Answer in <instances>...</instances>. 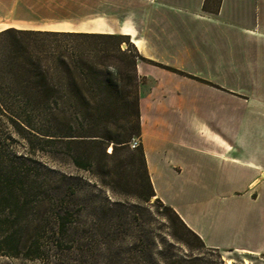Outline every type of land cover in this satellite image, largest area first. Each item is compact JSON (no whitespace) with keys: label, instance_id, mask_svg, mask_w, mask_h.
<instances>
[{"label":"crops","instance_id":"1","mask_svg":"<svg viewBox=\"0 0 264 264\" xmlns=\"http://www.w3.org/2000/svg\"><path fill=\"white\" fill-rule=\"evenodd\" d=\"M23 1L1 5L0 30L129 37L151 81L139 112L154 197L206 246L264 256V0H56L93 7L65 28L16 26L8 8ZM185 117L192 126H175Z\"/></svg>","mask_w":264,"mask_h":264},{"label":"rangeland","instance_id":"2","mask_svg":"<svg viewBox=\"0 0 264 264\" xmlns=\"http://www.w3.org/2000/svg\"><path fill=\"white\" fill-rule=\"evenodd\" d=\"M5 1L0 0V7ZM11 6L8 14L13 24L28 28H65L94 14L87 13L93 7L85 5L64 12L56 0H40L38 5L24 0L16 10ZM0 12L4 11L0 8ZM139 76L148 87L151 81ZM30 121L40 132L53 131L49 119ZM74 121L70 119L73 125ZM177 124L186 128L192 121L185 117L183 126ZM39 137L0 117V162L12 171L10 185L21 195L18 203L6 197L2 180L0 264H264L263 255L201 246L172 223L156 197L144 201L113 192L91 170L76 166L69 151ZM133 139L137 147L140 139ZM204 185L199 183L201 191ZM57 203L70 212L67 226H79L81 239L73 244L61 241L55 248L52 230Z\"/></svg>","mask_w":264,"mask_h":264},{"label":"trees","instance_id":"3","mask_svg":"<svg viewBox=\"0 0 264 264\" xmlns=\"http://www.w3.org/2000/svg\"><path fill=\"white\" fill-rule=\"evenodd\" d=\"M139 60L145 59L127 35L2 29L0 117L69 151L76 166L91 170L113 192L149 201L155 192L141 142L129 149V142L141 135ZM33 118L49 119L53 131H38L31 124ZM70 119H75L74 125ZM12 176L0 162L5 196L18 203L21 195L10 185ZM56 205L53 246L78 242L79 226H67L70 212ZM163 208L177 228L205 246L171 206L163 204Z\"/></svg>","mask_w":264,"mask_h":264},{"label":"built area","instance_id":"4","mask_svg":"<svg viewBox=\"0 0 264 264\" xmlns=\"http://www.w3.org/2000/svg\"><path fill=\"white\" fill-rule=\"evenodd\" d=\"M131 143H134V145H132V147H136L135 145H136V141H134V139H133V141H131Z\"/></svg>","mask_w":264,"mask_h":264}]
</instances>
